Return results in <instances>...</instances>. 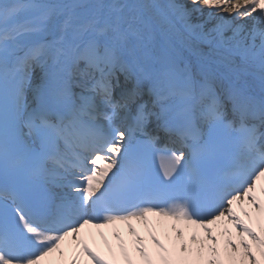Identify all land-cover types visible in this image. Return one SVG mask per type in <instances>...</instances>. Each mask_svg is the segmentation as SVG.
Returning <instances> with one entry per match:
<instances>
[{
	"label": "snow or ice",
	"instance_id": "6c2138e0",
	"mask_svg": "<svg viewBox=\"0 0 264 264\" xmlns=\"http://www.w3.org/2000/svg\"><path fill=\"white\" fill-rule=\"evenodd\" d=\"M191 5L0 0V264H264V0Z\"/></svg>",
	"mask_w": 264,
	"mask_h": 264
},
{
	"label": "bare ground",
	"instance_id": "6f19581e",
	"mask_svg": "<svg viewBox=\"0 0 264 264\" xmlns=\"http://www.w3.org/2000/svg\"><path fill=\"white\" fill-rule=\"evenodd\" d=\"M187 2L189 3L190 6H192L189 0H187ZM201 7L203 8L204 15L201 16L199 13H195V14H193V18H192V22H193V23H197V22H200V21L206 19V18H207V14H208V12L211 11V9H208V8L204 7L203 5H201ZM220 15H224V16H226L228 19H231V16H230L229 14H226V13H220ZM249 22H250V21H249ZM141 235H146V234L144 233V231H143L142 228H141ZM107 236H108L109 241L112 242V243L114 244V241L112 240L111 234H110V233H107ZM125 239H126V241H127V240L129 239V237H126Z\"/></svg>",
	"mask_w": 264,
	"mask_h": 264
}]
</instances>
